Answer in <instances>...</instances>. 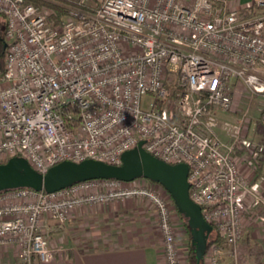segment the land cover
<instances>
[{
  "label": "built area",
  "instance_id": "built-area-1",
  "mask_svg": "<svg viewBox=\"0 0 264 264\" xmlns=\"http://www.w3.org/2000/svg\"><path fill=\"white\" fill-rule=\"evenodd\" d=\"M85 1L63 6L54 25L26 0H0V154L45 173L63 161L118 165L143 141L152 156L188 166L189 196L226 246L206 250V264H236L246 199L264 209V194L235 157L240 126L223 124L235 139L223 144L216 112L231 110L234 84L264 96V0L241 10L227 0H102L93 11ZM131 183L2 193L0 247L15 244L22 264H47L44 216L63 225L75 208L141 198L156 213L164 263L179 264L168 197Z\"/></svg>",
  "mask_w": 264,
  "mask_h": 264
},
{
  "label": "crops",
  "instance_id": "crops-1",
  "mask_svg": "<svg viewBox=\"0 0 264 264\" xmlns=\"http://www.w3.org/2000/svg\"><path fill=\"white\" fill-rule=\"evenodd\" d=\"M249 2L227 0V5L241 10ZM240 171L264 194V181H255L251 168L243 164ZM242 215L239 262L264 264V209L252 210L247 201ZM42 225L52 252L47 264H165L157 217L145 199L78 207L65 224L44 216ZM0 264H22L15 244L0 247Z\"/></svg>",
  "mask_w": 264,
  "mask_h": 264
},
{
  "label": "water",
  "instance_id": "water-1",
  "mask_svg": "<svg viewBox=\"0 0 264 264\" xmlns=\"http://www.w3.org/2000/svg\"><path fill=\"white\" fill-rule=\"evenodd\" d=\"M142 145L143 141L122 153L118 165L92 159L79 163L63 161L48 168L45 173L33 169L23 157H10L0 163V193L30 189L51 194L87 181L117 180L131 183L138 179L147 180L164 189L178 214L186 220L195 264H200L213 228L203 218L201 208L189 196L188 166L184 163H166L146 152Z\"/></svg>",
  "mask_w": 264,
  "mask_h": 264
},
{
  "label": "rangeland",
  "instance_id": "rangeland-1",
  "mask_svg": "<svg viewBox=\"0 0 264 264\" xmlns=\"http://www.w3.org/2000/svg\"><path fill=\"white\" fill-rule=\"evenodd\" d=\"M101 1L102 0H86L85 3L86 6L95 8L100 5ZM39 8L43 10V12L49 18V21L52 24H54L51 19H53L56 11L53 10L51 7L45 6V4L40 5ZM233 87H234V93L232 96L231 110H229L228 112H222V111L216 112L218 125L215 128V134L223 144L226 145L232 144V142H234L235 139L231 138L227 133H225L222 130V126L224 123H229L231 126L239 125L240 130L237 136V140L239 142H237L236 145L239 146L240 141L246 140V142L250 143L251 148H249L248 150H242L240 146L239 148L235 146L234 148L235 157H237V160L239 161V166L245 164L247 167L252 169L250 154L254 151V149L257 150L258 147L260 148L259 151L264 152V96L253 95L244 85L240 83H237L236 85L234 84ZM237 151H240V154H237ZM7 159H9L7 155L0 154V163H4L5 161H7ZM243 176L248 180V182L250 183L253 182L252 180H250L249 177H246L245 175ZM130 186L151 187L160 195L166 198L168 197L167 202L169 203L171 209L174 210L172 214V226L174 231L175 247L179 255V264H187V255L190 246V238L183 226L182 220L180 219L179 214L174 206V203L169 197V195L164 191L162 187H160L157 184L151 183L147 180H142V179L136 180L133 183H131ZM247 201L249 202L250 200L247 198L246 202ZM160 235H161V231H160ZM238 250H239V245L237 246V252L239 253ZM229 263L230 262L228 261V264ZM236 264H249V263L247 261L239 262V258H238Z\"/></svg>",
  "mask_w": 264,
  "mask_h": 264
},
{
  "label": "trees",
  "instance_id": "trees-1",
  "mask_svg": "<svg viewBox=\"0 0 264 264\" xmlns=\"http://www.w3.org/2000/svg\"><path fill=\"white\" fill-rule=\"evenodd\" d=\"M26 2L33 3L37 7H39L42 4H45V6L51 7L53 10L56 11L55 16L51 20L53 21L54 24H57L60 22V18L64 16L65 14L63 5L69 2H73V0H49V2L42 1V0H26ZM54 3H56L57 5ZM82 8L88 11L94 10L93 7H89L86 5H83ZM5 29H6V22L4 18L0 15V75L4 73V68H5V53H6ZM259 150L260 149H257V150L254 149V151L250 154L251 156L250 160H251L253 174L255 176V181H262V180L264 181V152L259 151ZM237 154H240V151H237ZM3 193H7V192H3ZM179 217L182 220L183 226L190 238V246H189L188 255H187V264H195V253H194V248L191 244V236H190V231H189L187 222L180 215ZM212 228H213V231L208 238L207 251L212 245H217L221 248H225L226 246L224 242L219 238L218 233L216 232L214 227ZM205 258L206 257L204 256V258L200 261V264H206ZM226 261L228 260H224V262L227 264ZM229 264H233V263L230 262Z\"/></svg>",
  "mask_w": 264,
  "mask_h": 264
}]
</instances>
